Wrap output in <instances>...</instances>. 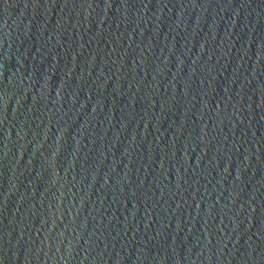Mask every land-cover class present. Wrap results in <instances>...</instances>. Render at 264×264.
Instances as JSON below:
<instances>
[{"label":"water","instance_id":"obj_1","mask_svg":"<svg viewBox=\"0 0 264 264\" xmlns=\"http://www.w3.org/2000/svg\"><path fill=\"white\" fill-rule=\"evenodd\" d=\"M0 264H264V0H0Z\"/></svg>","mask_w":264,"mask_h":264}]
</instances>
